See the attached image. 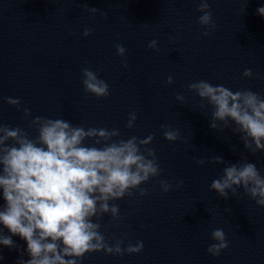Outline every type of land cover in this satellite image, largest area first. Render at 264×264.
Returning <instances> with one entry per match:
<instances>
[{"label": "water", "instance_id": "1", "mask_svg": "<svg viewBox=\"0 0 264 264\" xmlns=\"http://www.w3.org/2000/svg\"><path fill=\"white\" fill-rule=\"evenodd\" d=\"M209 2L217 28L203 37L198 0H0V122L33 137L29 122L36 116L117 128L123 139L154 134L149 147L156 149L163 174L141 185L146 196L137 192L115 201L123 222L114 227L105 215L101 228L110 243L124 234L133 244L143 241L142 252H94L83 264H264V207L243 189L239 199L219 198L209 187L226 165L196 163L220 156L235 164L246 156L264 175V152L251 154L231 129L213 130L211 106L187 90V84L206 80L264 96V17L257 14L264 0ZM85 3L101 11H83ZM85 28L92 30L87 37ZM153 39L159 51L147 47ZM117 43L126 48V57L117 55ZM85 67L108 83L107 98L85 94ZM246 68L262 78L243 77ZM8 97L18 98L21 110L7 104ZM23 108L31 111L28 119L22 118ZM132 111L137 120L128 129ZM162 124L179 130L182 139L167 141ZM159 180L171 183L172 190L161 192ZM178 181H183L180 188ZM217 228L224 230L229 247L213 257L207 247L215 243L211 232ZM3 232L11 235L6 228ZM12 239L20 251L0 245V264H17L21 251L24 260L30 258L26 241Z\"/></svg>", "mask_w": 264, "mask_h": 264}, {"label": "clouds", "instance_id": "2", "mask_svg": "<svg viewBox=\"0 0 264 264\" xmlns=\"http://www.w3.org/2000/svg\"><path fill=\"white\" fill-rule=\"evenodd\" d=\"M83 11L95 14L101 10L85 3ZM196 11L202 13L197 23L205 29L200 35L207 37L217 28L209 0H198ZM257 14L264 17V6L257 9ZM103 15L108 18L106 12ZM91 32L85 28L83 36ZM114 47L118 56L126 57L123 45L117 43ZM147 47L159 51L155 39ZM123 67H128L126 59ZM81 71L85 94L97 99L110 95L108 83L97 72L88 67ZM254 75L262 78L250 68L242 73L246 78ZM166 83H173L171 75ZM187 90L211 106L210 127L213 130L231 129L251 154L264 152V96L251 89L233 91L206 80L187 84ZM176 99L183 102L184 96L177 95ZM6 102L21 110L18 98L8 97ZM205 106L200 104L202 109ZM22 111L23 119L31 116L30 109ZM136 120L137 113L130 112L125 127L132 129ZM29 127L35 129L34 137L20 126L0 122V198L4 201L0 205V225L11 233L5 235L0 228V245L20 251L12 237L19 236L26 241L25 251L30 258L24 260L21 251L17 264H83L85 255L94 252L102 251L112 256L142 252L143 241L133 244L124 234L110 243L101 228L105 215L111 217L114 227L123 222L120 206L115 201L131 198L137 192L146 196L148 189L141 185L163 174L156 149L149 147L154 134L143 139L135 135L123 139L117 128H86L63 118L45 116L32 118ZM161 129L169 142L182 139L179 130L171 125L162 124ZM241 160L242 163L233 164L214 156L211 161L199 159L196 163L200 166L206 163L226 165L222 175L213 179L209 187L219 198L228 200L231 194L239 199L238 190L243 189L256 205L264 207V175L246 156ZM157 183L163 193L173 188L168 181ZM175 186L182 187L183 181ZM225 211L230 213L231 209ZM211 239L215 241L207 247L211 256L218 257L228 249L223 229H214Z\"/></svg>", "mask_w": 264, "mask_h": 264}]
</instances>
